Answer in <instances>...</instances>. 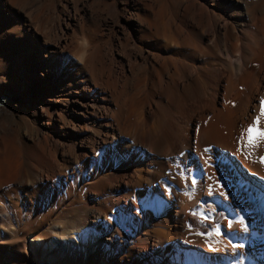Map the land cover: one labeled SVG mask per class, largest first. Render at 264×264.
<instances>
[{"label": "bare ground", "instance_id": "bare-ground-1", "mask_svg": "<svg viewBox=\"0 0 264 264\" xmlns=\"http://www.w3.org/2000/svg\"><path fill=\"white\" fill-rule=\"evenodd\" d=\"M53 1L0 0L22 34L0 95L5 256L264 264V142H241L264 101V0H120L117 28L114 0ZM39 200L52 216L19 242Z\"/></svg>", "mask_w": 264, "mask_h": 264}, {"label": "rangeland", "instance_id": "rangeland-1", "mask_svg": "<svg viewBox=\"0 0 264 264\" xmlns=\"http://www.w3.org/2000/svg\"><path fill=\"white\" fill-rule=\"evenodd\" d=\"M90 2L89 0H87ZM65 3V0H54L53 6L58 7ZM78 3V2H77ZM81 3V4H80ZM61 4V5H60ZM77 5H79V8L82 5V2H79ZM131 8V5L128 3L127 5H123V2L120 0H114V11H117V16L114 18V26L117 28L118 24L124 23V17L123 12L121 11L122 8ZM117 9V10H116ZM0 15V95H3L5 93V86L7 83H9V74L12 70L17 69L21 66V63L18 61V57L16 56V52L14 49L18 47L16 45L17 41L22 40V34L20 31L15 30V22L12 18V14L8 11L2 10ZM13 26V27H11ZM14 56V57H13ZM13 61H12V60ZM16 62V63H15ZM40 67V66H39ZM5 78V79H4ZM21 106L20 108H17L14 110L15 114L17 115V118H24L27 120V124L30 123L29 118V110L23 109L26 105L28 107V102H26V98L20 99ZM53 104L50 105L52 107ZM26 112V113H25ZM53 116L56 117V113L52 112ZM25 115V116H24ZM27 117V118H26ZM41 127H39L40 129ZM24 149H28V146L25 145ZM188 195H186V198ZM16 204H19V201H14ZM17 209L12 208V212H17ZM82 209L79 208V206H74L72 209H70V212L74 214V218H78L81 215ZM52 209L46 206V202L39 200L36 201V203L33 205L32 210L30 211V214H32V221L31 224H27V219L23 218L21 225V229L19 232H15V236H18L20 234L22 237L20 238L19 242H22L24 240V236L27 234V230H33L35 227L37 228L39 224L47 222V220L52 216ZM27 208H24L22 210V214L27 216ZM71 213V214H72ZM63 213L61 211L58 212L56 218H61L60 216ZM60 215V216H58ZM11 221H1L0 220V231L5 230L8 226H10ZM65 229V230H63ZM67 232L66 230V224L65 220L62 219L60 223V228L54 226L49 227L46 229V232L51 236L54 235L58 231ZM50 231V232H49ZM6 241V237H3ZM17 244V243H16ZM18 247V246H15ZM7 251V245L4 244V242H0V264H27L26 259L22 256L19 258H10L8 256H5ZM89 255H86V261L88 260ZM33 261L31 264H45L43 260H37L33 257ZM48 264V263H46ZM66 264H81V261L76 259L75 257L69 256L67 259ZM92 264V263H89Z\"/></svg>", "mask_w": 264, "mask_h": 264}, {"label": "snow or ice", "instance_id": "snow-or-ice-1", "mask_svg": "<svg viewBox=\"0 0 264 264\" xmlns=\"http://www.w3.org/2000/svg\"><path fill=\"white\" fill-rule=\"evenodd\" d=\"M261 116H264V101H262L260 104V115L255 118L252 125H250L247 129H245L242 132L241 142H242V147L244 149L254 150L258 148L262 142H264V128L260 126ZM260 162L264 163V157L260 158ZM195 183L196 181L193 179L192 184H195ZM193 215H196V213L194 212ZM201 215L203 216V219L205 221L209 219V217L206 215H203V213H201ZM228 226L231 227V221H229ZM215 234L216 235L221 234L219 228L215 230ZM208 235H212V233H209Z\"/></svg>", "mask_w": 264, "mask_h": 264}]
</instances>
